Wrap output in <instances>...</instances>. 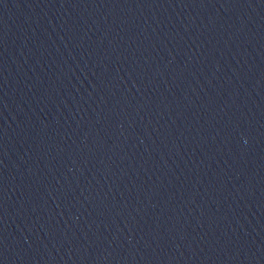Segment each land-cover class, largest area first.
Here are the masks:
<instances>
[{"label":"water","instance_id":"water-1","mask_svg":"<svg viewBox=\"0 0 264 264\" xmlns=\"http://www.w3.org/2000/svg\"><path fill=\"white\" fill-rule=\"evenodd\" d=\"M0 264H264V0H0Z\"/></svg>","mask_w":264,"mask_h":264}]
</instances>
